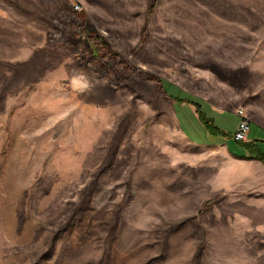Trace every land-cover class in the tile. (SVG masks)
<instances>
[{
  "label": "rangeland",
  "instance_id": "obj_1",
  "mask_svg": "<svg viewBox=\"0 0 264 264\" xmlns=\"http://www.w3.org/2000/svg\"><path fill=\"white\" fill-rule=\"evenodd\" d=\"M263 84L264 0H0V264H264Z\"/></svg>",
  "mask_w": 264,
  "mask_h": 264
},
{
  "label": "trees",
  "instance_id": "obj_2",
  "mask_svg": "<svg viewBox=\"0 0 264 264\" xmlns=\"http://www.w3.org/2000/svg\"><path fill=\"white\" fill-rule=\"evenodd\" d=\"M96 42L90 40V42H92L93 44V48H94V55L93 57L88 61V67L91 71L95 72L96 77L99 78H103L105 76V73L107 72V69L109 67H116L118 64L123 65L124 62L119 61H115V59L111 58V54L110 57L105 58V54L107 53V48L103 45L100 44V40L97 39ZM101 45V46H100ZM103 56V57H101ZM101 60L102 64H98V61ZM106 63H108L109 65L108 68L103 67V64L105 65ZM99 67V68H98ZM106 68V69H105ZM135 76H138L139 78H137L135 81L138 82V80L145 82L146 84H148L149 86L153 87V89L163 95V96H167V93L163 87V84L161 83V81H159V79L154 76L151 72H146L144 70H136L134 72ZM168 97V96H167ZM192 104L196 107L197 109V113L200 116V120L202 121L203 124L206 125L207 129L209 131H211L214 134L220 135V136H225V134L219 130L217 127H215L213 124H211L207 118L205 117V115L202 112V107L200 104L192 102ZM245 148L247 149V151L249 153H251V155L249 157H245L246 159H250V160H258L264 163V155L261 153V151L258 149V147L253 144V143H249V144H244Z\"/></svg>",
  "mask_w": 264,
  "mask_h": 264
},
{
  "label": "crops",
  "instance_id": "obj_3",
  "mask_svg": "<svg viewBox=\"0 0 264 264\" xmlns=\"http://www.w3.org/2000/svg\"><path fill=\"white\" fill-rule=\"evenodd\" d=\"M262 88H264V84ZM261 91H255L254 89L242 90L237 93L235 99L228 103L227 99L222 96V90L219 91V94L216 90L214 91V94L208 95V99H204V103L211 104L214 108H218L221 111H231L233 113L236 110V107L234 106L235 103H245L248 116L251 120V132L249 136V143H253L257 147H260L259 143L264 144V89L263 92ZM189 107L187 108V106L185 105L182 106V108L194 111L196 113L195 108ZM254 127L255 130L253 129ZM193 143L204 144L197 141H193Z\"/></svg>",
  "mask_w": 264,
  "mask_h": 264
},
{
  "label": "built area",
  "instance_id": "obj_4",
  "mask_svg": "<svg viewBox=\"0 0 264 264\" xmlns=\"http://www.w3.org/2000/svg\"><path fill=\"white\" fill-rule=\"evenodd\" d=\"M239 118V124L234 135V140L238 143H249L251 132V120L248 116L243 115V107L237 108L234 112Z\"/></svg>",
  "mask_w": 264,
  "mask_h": 264
},
{
  "label": "bare ground",
  "instance_id": "obj_5",
  "mask_svg": "<svg viewBox=\"0 0 264 264\" xmlns=\"http://www.w3.org/2000/svg\"><path fill=\"white\" fill-rule=\"evenodd\" d=\"M243 115L248 116L247 111H246L245 109H243ZM248 117H249V116H248Z\"/></svg>",
  "mask_w": 264,
  "mask_h": 264
}]
</instances>
